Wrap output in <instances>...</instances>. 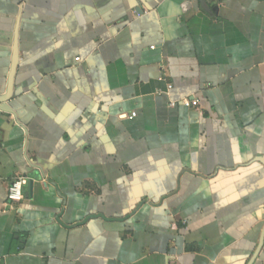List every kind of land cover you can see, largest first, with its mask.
I'll return each instance as SVG.
<instances>
[{"label": "crops", "instance_id": "obj_1", "mask_svg": "<svg viewBox=\"0 0 264 264\" xmlns=\"http://www.w3.org/2000/svg\"><path fill=\"white\" fill-rule=\"evenodd\" d=\"M15 44L0 264H264V0H0V96Z\"/></svg>", "mask_w": 264, "mask_h": 264}, {"label": "built area", "instance_id": "obj_2", "mask_svg": "<svg viewBox=\"0 0 264 264\" xmlns=\"http://www.w3.org/2000/svg\"><path fill=\"white\" fill-rule=\"evenodd\" d=\"M77 60L79 61L80 58H77ZM172 106L176 105V102H172L171 103ZM187 105L189 106H197L199 105V101L198 100H193L187 103ZM2 110V103L0 102V111ZM133 116H136V113H133ZM28 180L25 176H18L16 177L8 190V200L10 202H17V201H21L24 197V193H23V187L25 184H27Z\"/></svg>", "mask_w": 264, "mask_h": 264}, {"label": "water", "instance_id": "obj_3", "mask_svg": "<svg viewBox=\"0 0 264 264\" xmlns=\"http://www.w3.org/2000/svg\"><path fill=\"white\" fill-rule=\"evenodd\" d=\"M17 64H18V47H17V44H15L12 70H11V74L9 76L8 89L4 95L0 96V102L1 103L9 101L14 96V79H15ZM263 161H264V158H263Z\"/></svg>", "mask_w": 264, "mask_h": 264}]
</instances>
